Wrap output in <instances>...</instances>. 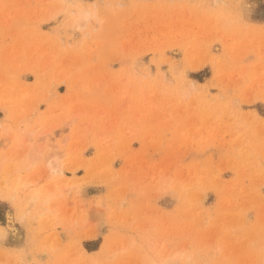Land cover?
Returning <instances> with one entry per match:
<instances>
[{
  "label": "rangeland",
  "instance_id": "1",
  "mask_svg": "<svg viewBox=\"0 0 264 264\" xmlns=\"http://www.w3.org/2000/svg\"><path fill=\"white\" fill-rule=\"evenodd\" d=\"M0 264H264V0H0Z\"/></svg>",
  "mask_w": 264,
  "mask_h": 264
},
{
  "label": "bare ground",
  "instance_id": "2",
  "mask_svg": "<svg viewBox=\"0 0 264 264\" xmlns=\"http://www.w3.org/2000/svg\"><path fill=\"white\" fill-rule=\"evenodd\" d=\"M84 11V13H86V11L85 10H83ZM81 14H82V12H81ZM51 165L50 166H56V164H55V162H53V163H50Z\"/></svg>",
  "mask_w": 264,
  "mask_h": 264
}]
</instances>
